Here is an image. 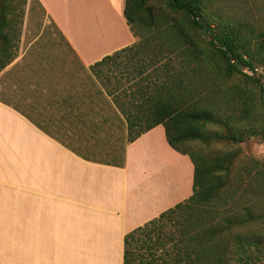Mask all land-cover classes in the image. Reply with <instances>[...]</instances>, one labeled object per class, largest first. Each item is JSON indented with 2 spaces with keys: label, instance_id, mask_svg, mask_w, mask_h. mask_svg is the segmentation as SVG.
Instances as JSON below:
<instances>
[{
  "label": "crops",
  "instance_id": "obj_1",
  "mask_svg": "<svg viewBox=\"0 0 264 264\" xmlns=\"http://www.w3.org/2000/svg\"><path fill=\"white\" fill-rule=\"evenodd\" d=\"M32 3L0 71V264H124L125 235L191 197L193 163L162 125L128 143L90 71L137 42L124 0ZM118 138L111 162L81 152Z\"/></svg>",
  "mask_w": 264,
  "mask_h": 264
},
{
  "label": "trees",
  "instance_id": "obj_2",
  "mask_svg": "<svg viewBox=\"0 0 264 264\" xmlns=\"http://www.w3.org/2000/svg\"><path fill=\"white\" fill-rule=\"evenodd\" d=\"M124 1L123 16L138 41L105 56L90 71L125 120L128 143L162 125L169 146L188 155L194 166L191 197L125 235L124 264H144L142 251L152 250L151 264H229L233 260L254 264L257 237L236 236L231 242L219 237L255 217L248 212L247 220L237 222L219 208L208 207L221 197L233 154L211 157L192 151L191 146L243 140L234 134L222 137L209 129L224 123L225 116L204 95L207 65L216 63L223 77H247L243 68L249 71L247 78L260 93L258 106L264 114V68L259 65L264 64V32L236 20H222L213 27L204 19V0ZM157 1L164 8L158 10ZM17 6L18 0H0V71L15 58L12 41ZM164 33H171L178 46L164 42ZM170 58L176 62L171 64ZM117 74L132 82L131 87H119ZM250 108L247 104L244 114L252 119Z\"/></svg>",
  "mask_w": 264,
  "mask_h": 264
},
{
  "label": "rangeland",
  "instance_id": "obj_3",
  "mask_svg": "<svg viewBox=\"0 0 264 264\" xmlns=\"http://www.w3.org/2000/svg\"><path fill=\"white\" fill-rule=\"evenodd\" d=\"M154 5L158 10L164 8L158 1ZM203 7L205 11L204 19L213 27L222 20H236L245 22L248 25L251 24L255 29L264 32V0H204ZM33 11H38L35 3L25 5L23 0L22 2L18 0L17 9L14 11L15 22L13 24L14 37L12 44H14V48L12 50L14 53H16L19 39L17 31L19 32V29H21L23 19L27 15L33 14ZM117 28L115 24V30ZM162 38L164 42L178 46L171 33H164ZM134 39L138 41V38L134 37ZM166 56L163 55L162 59H165ZM169 62L173 64L176 61L170 58ZM259 65L264 68V64ZM213 66L215 69L212 68ZM243 71L249 78L250 72L244 68ZM114 72L116 73V70ZM222 74L221 68L216 67V63L207 65L203 70L204 95L225 116L224 123L210 126L209 129L213 133L222 135V137L234 134L235 136H242L243 140L239 143L230 140L213 141L207 144L195 143L192 144L191 150L211 157L223 153L233 154L234 160L227 173L228 181L220 195L221 197L215 199L208 207L212 209L219 208L223 214L229 215L237 222L247 220L248 212L255 217L253 221H248L247 225L239 226L226 236L223 235L219 238L226 237L231 242L236 236L257 237L255 240L257 254L255 255L256 261L254 264H264V114L258 106L260 93L254 83L246 76L233 74L229 77H223ZM117 77H121V75L117 74ZM120 80L119 87H131L132 82L127 80L125 76L121 77ZM247 104L249 109L252 105V119L244 114ZM120 124L123 125V122H120ZM118 140L121 142L105 145H80L83 148L81 152L101 157L99 160L111 162L114 157L120 156L125 144L123 138H118ZM167 228L169 229V226ZM218 242L219 240H216L215 243L218 244ZM224 252L225 250L220 252L221 256ZM154 253V250L151 252L142 251L144 255L143 263L151 264L150 257ZM159 253V251L156 252V256ZM229 264L240 263L238 260H233Z\"/></svg>",
  "mask_w": 264,
  "mask_h": 264
},
{
  "label": "built area",
  "instance_id": "obj_4",
  "mask_svg": "<svg viewBox=\"0 0 264 264\" xmlns=\"http://www.w3.org/2000/svg\"><path fill=\"white\" fill-rule=\"evenodd\" d=\"M260 73H262L261 71H259Z\"/></svg>",
  "mask_w": 264,
  "mask_h": 264
}]
</instances>
